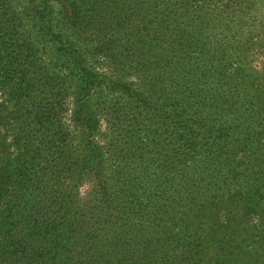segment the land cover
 <instances>
[{
  "label": "trees",
  "instance_id": "obj_1",
  "mask_svg": "<svg viewBox=\"0 0 264 264\" xmlns=\"http://www.w3.org/2000/svg\"><path fill=\"white\" fill-rule=\"evenodd\" d=\"M263 41L264 0H0V264H200L262 209Z\"/></svg>",
  "mask_w": 264,
  "mask_h": 264
},
{
  "label": "rangeland",
  "instance_id": "obj_2",
  "mask_svg": "<svg viewBox=\"0 0 264 264\" xmlns=\"http://www.w3.org/2000/svg\"><path fill=\"white\" fill-rule=\"evenodd\" d=\"M255 42L260 43L258 40ZM230 56L235 57L234 53H230ZM246 63L245 70L247 73L244 77H240L243 90L252 98L259 97L262 99L260 102L264 104V41L260 52L248 54ZM236 134L240 141L244 140L245 134L241 129L237 130ZM259 140L264 150V134L259 137ZM260 160L263 165L259 168L257 185L260 189V196L263 198L262 209L247 219L242 227L236 224L235 228L230 227L231 232L224 234L218 242L211 241L207 244L204 250L200 252V264H264V155ZM219 216L221 215L216 212L212 219V226L215 223H221ZM223 227L224 225L220 226L221 230ZM239 227L241 228L239 229ZM241 230H249L247 233L250 238L249 241L241 240L244 234V232H240ZM257 242L259 243L257 244Z\"/></svg>",
  "mask_w": 264,
  "mask_h": 264
}]
</instances>
